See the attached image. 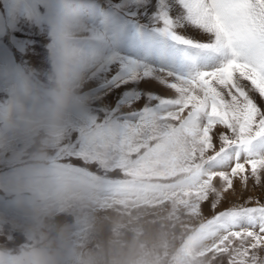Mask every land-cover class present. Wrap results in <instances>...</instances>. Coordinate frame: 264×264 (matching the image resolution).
<instances>
[{
  "label": "snow or ice",
  "instance_id": "obj_1",
  "mask_svg": "<svg viewBox=\"0 0 264 264\" xmlns=\"http://www.w3.org/2000/svg\"><path fill=\"white\" fill-rule=\"evenodd\" d=\"M85 15L88 103L62 149L76 163L58 167L108 203L165 212L181 264H257L264 203L216 209L235 179L264 181V0H86Z\"/></svg>",
  "mask_w": 264,
  "mask_h": 264
},
{
  "label": "clouds",
  "instance_id": "obj_2",
  "mask_svg": "<svg viewBox=\"0 0 264 264\" xmlns=\"http://www.w3.org/2000/svg\"><path fill=\"white\" fill-rule=\"evenodd\" d=\"M39 3L43 76L0 66V264H181V229L165 212L108 203L58 167L72 164L62 149L88 103L86 0Z\"/></svg>",
  "mask_w": 264,
  "mask_h": 264
},
{
  "label": "rangeland",
  "instance_id": "obj_3",
  "mask_svg": "<svg viewBox=\"0 0 264 264\" xmlns=\"http://www.w3.org/2000/svg\"><path fill=\"white\" fill-rule=\"evenodd\" d=\"M45 16L46 11L40 5L39 0H20V2L18 0H0V66L29 72L37 79L43 76L47 68L45 45L48 43ZM142 23H146V21H142ZM190 35L197 36V33L191 32ZM199 38L205 39L204 37ZM153 90L158 94L170 95L163 89V86ZM114 99L115 96L110 95L105 102L111 104ZM142 103H138L137 108L141 107ZM71 160L76 163L74 159ZM92 170L95 171V167ZM249 183L254 182L250 181ZM234 186L236 195H232L230 192L216 211L223 210L233 203H245L249 198H251V203L247 206H255L256 201L264 203V181L253 190L243 188L238 179L234 180ZM203 212L207 217L213 214L209 203L204 204ZM224 264H226V258Z\"/></svg>",
  "mask_w": 264,
  "mask_h": 264
},
{
  "label": "bare ground",
  "instance_id": "obj_4",
  "mask_svg": "<svg viewBox=\"0 0 264 264\" xmlns=\"http://www.w3.org/2000/svg\"><path fill=\"white\" fill-rule=\"evenodd\" d=\"M167 94H170L171 95V92L170 91H167Z\"/></svg>",
  "mask_w": 264,
  "mask_h": 264
}]
</instances>
